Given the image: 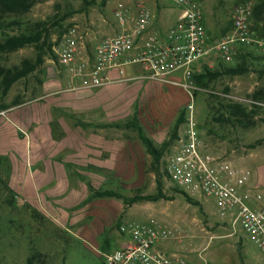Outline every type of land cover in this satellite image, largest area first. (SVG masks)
<instances>
[{"label": "rangeland", "instance_id": "rangeland-1", "mask_svg": "<svg viewBox=\"0 0 264 264\" xmlns=\"http://www.w3.org/2000/svg\"><path fill=\"white\" fill-rule=\"evenodd\" d=\"M196 1L200 5L208 43L230 31L232 14L240 6L246 7L250 13L248 22L252 37L264 41V12L257 14L253 11L259 0ZM118 3L124 4L126 22L131 26L140 4L151 11L179 12L172 0H34L26 13L0 14L2 36L30 31L32 27L46 30L37 43L0 53L1 73L33 67L24 77L13 82L6 94L0 90V264H28V257L36 252L42 256L32 264H104L101 256L104 250L79 236L80 225L66 222L68 214L78 217L96 215L99 225L114 231L122 221L143 222L153 218L170 231L169 237L155 244L158 251L189 260H197L201 255L216 264H264V253L245 236L242 240L229 235L230 231L221 221L211 199L197 194L199 199H195L201 203L200 210L188 203L181 193L175 192V185L167 177L166 156L176 139L171 130L179 112L189 101L186 89L172 82L146 81L148 85L164 87L170 93L159 96L148 105L146 100L139 108L136 105L135 117L129 109L123 111L119 119L122 125L120 136L136 137L135 130L123 126L137 121L156 147L169 141L158 162L142 149L138 153L134 175L98 177L91 187L92 201L88 202L86 209L82 206L50 209V212L55 211L47 214L48 223L37 210L26 206L25 199L15 190L14 158L16 155L24 157L26 167L31 168L30 156L38 146L36 122L47 126L49 111L57 119L61 114L66 115L63 107L53 108L71 87L68 73L57 60L59 43L68 28L75 27L80 56L91 54L101 39L117 32L118 21L113 11ZM35 24L39 25L36 27ZM242 52L252 55L245 60V72L223 74L214 80L203 79L201 83L195 81L194 74L202 73L204 66L214 71L241 63L239 53ZM263 56L264 51L254 45L239 46L230 62L211 55L194 67L190 84L202 150L230 161L238 169H248L249 178L236 189L242 196H247L252 207L261 209H264V60L254 57ZM177 72L181 77L175 74L174 81L183 82L182 72L174 73ZM227 103L243 105L246 116L227 121L228 114L224 109ZM33 105H38L39 109L32 108ZM48 106L51 107L49 111ZM66 120L70 122L68 117ZM43 131L49 136L61 135L58 128L51 133L46 129ZM159 176L162 193L169 199L125 205L124 197L138 192L155 193ZM106 189L118 193L121 198L95 196L97 190ZM258 194L260 199L256 198Z\"/></svg>", "mask_w": 264, "mask_h": 264}, {"label": "built area", "instance_id": "built-area-1", "mask_svg": "<svg viewBox=\"0 0 264 264\" xmlns=\"http://www.w3.org/2000/svg\"><path fill=\"white\" fill-rule=\"evenodd\" d=\"M172 2L179 12L163 34L144 36L153 15L148 7L140 4L131 28L101 39L92 53L83 58L77 31L75 27L68 28L58 46V63L70 77V90L100 87L108 82L109 69H117L123 75L124 67L130 64L141 67L143 78L184 87L189 94L186 117L166 156L165 173L175 187L191 197L199 199V194L211 199L229 235L242 240L245 236L264 253V209L252 207L247 196L236 189L246 182L250 171L238 169L230 161L202 150L190 85L194 67L209 56L230 62L239 46L254 45L264 51V41L252 37L246 7L235 9L230 31L210 44L198 1ZM113 13L124 26L127 16L124 4L118 3ZM178 70L182 72L183 82L169 79ZM256 198L260 199L261 195ZM118 231L127 240L119 248L101 253L104 264H216L201 255L197 260H189L156 250L155 244L169 237L170 231L153 218L143 222L122 221Z\"/></svg>", "mask_w": 264, "mask_h": 264}, {"label": "crops", "instance_id": "crops-1", "mask_svg": "<svg viewBox=\"0 0 264 264\" xmlns=\"http://www.w3.org/2000/svg\"><path fill=\"white\" fill-rule=\"evenodd\" d=\"M152 15L144 34L146 37L163 34L176 16L173 10L169 13L152 11ZM130 26L128 22L124 26L118 23L114 35ZM175 74L181 73H173L169 79L174 80ZM107 78L108 82L100 87L64 91L53 107L66 109V115L61 114L59 119L50 113L51 107L48 106L47 126L36 122L34 127L38 146L30 156L31 168L26 167L24 157L16 155L14 158L15 190L25 199L26 206L37 210L47 223V214L55 211L50 212V209L77 206L86 209L88 202L92 201L91 187L98 177L134 175L138 153L146 150L138 130L145 132L140 123L131 121L123 128L135 130L136 137L120 136V114L129 109L135 113L136 105L139 108L145 100L148 105L159 96L170 93L164 87L148 85L146 81L151 79L141 77L138 64L126 65L123 75L117 69H109ZM153 92L157 94L153 95ZM32 108L39 109V106L33 105ZM55 128L61 135L49 136L43 131L46 129L51 133ZM67 220L70 224H79L78 235L104 251L119 248L127 240L118 229L114 231L99 225L96 215L78 217L68 214Z\"/></svg>", "mask_w": 264, "mask_h": 264}, {"label": "trees", "instance_id": "trees-1", "mask_svg": "<svg viewBox=\"0 0 264 264\" xmlns=\"http://www.w3.org/2000/svg\"><path fill=\"white\" fill-rule=\"evenodd\" d=\"M34 0H0V14H7V13H26L29 11L31 6L33 5ZM253 11L257 14H261V12H264V0H259L258 4L254 7ZM11 24H18L17 22H12ZM39 24H35L34 26H38ZM44 31H46L43 28H31L30 31H23L20 33H17L16 35L7 36V35H0V53H5L8 51H13L17 48H20L26 44H33L37 43L43 36ZM248 56H252L250 52H242L239 53V57L241 60H243L241 63H237L235 66H222V69H217L214 71H211L209 67L204 66L203 72L199 74H194V79L197 83H201L203 79H206L207 81L214 80L217 77L223 75V74H241L247 70L245 60ZM257 60H264L263 57H254ZM33 67H23L21 69H16L15 71H6L5 73L0 72V90L2 94H6L10 86L13 82L18 80L19 78L24 77ZM224 109L227 112L226 120L229 122H233L236 118L239 119L242 116H246V111L243 105L241 104H230L227 103L224 105ZM186 117V109H183L179 112L176 121L172 127L171 133L173 138L175 139L177 137L178 130L182 123H184ZM138 135L146 147V150L148 153L153 157L154 161H159L162 151L166 146H168L169 141H164L161 146L158 148L154 145L153 141L147 137L140 129L138 130ZM175 192L181 193L185 200L193 204L195 206H198L200 210H202V206L200 201L195 199L194 197H191L181 189L175 187ZM95 196L97 197H115V198H121V196L109 189L106 190H100L95 192ZM166 198L162 193V183L160 181V176L156 180V192L153 194H141V193H135L130 197H124L123 201L125 205L131 206L134 203L141 202V201H157L159 199ZM41 253H33L31 254L28 259L27 263L32 264L35 260L39 259L41 257Z\"/></svg>", "mask_w": 264, "mask_h": 264}]
</instances>
